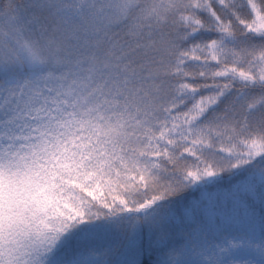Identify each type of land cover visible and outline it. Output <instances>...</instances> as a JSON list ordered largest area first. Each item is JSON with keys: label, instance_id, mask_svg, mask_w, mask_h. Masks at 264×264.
Segmentation results:
<instances>
[{"label": "trees", "instance_id": "1", "mask_svg": "<svg viewBox=\"0 0 264 264\" xmlns=\"http://www.w3.org/2000/svg\"><path fill=\"white\" fill-rule=\"evenodd\" d=\"M128 256L264 264V0H0V264Z\"/></svg>", "mask_w": 264, "mask_h": 264}, {"label": "rangeland", "instance_id": "2", "mask_svg": "<svg viewBox=\"0 0 264 264\" xmlns=\"http://www.w3.org/2000/svg\"><path fill=\"white\" fill-rule=\"evenodd\" d=\"M30 65H31V68L26 73V77H23L19 82L20 83H26L27 85H33L36 83H41V81H42L41 68L39 66L38 61L34 57L31 58ZM17 235H19V234H17ZM21 241H23V240H21ZM22 245H23V243H22ZM233 251L235 253H237V255L250 254L252 256H257V257L262 255V252L259 250L258 247L252 246L249 244L248 245L237 244L236 247L233 249ZM21 254L25 257H32L33 256L32 249L29 247H25V246H23V250H22ZM124 259H125L126 263H128V264H131V263L135 264V262H133L134 259L129 257V256L124 258ZM205 262H206L205 264H211L207 261H205ZM234 264H241V263L239 262V263H234Z\"/></svg>", "mask_w": 264, "mask_h": 264}]
</instances>
